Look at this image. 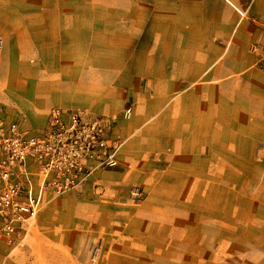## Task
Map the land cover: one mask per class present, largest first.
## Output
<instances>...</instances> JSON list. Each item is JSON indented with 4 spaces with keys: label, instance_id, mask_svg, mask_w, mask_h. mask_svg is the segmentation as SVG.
<instances>
[{
    "label": "rangeland",
    "instance_id": "obj_1",
    "mask_svg": "<svg viewBox=\"0 0 264 264\" xmlns=\"http://www.w3.org/2000/svg\"><path fill=\"white\" fill-rule=\"evenodd\" d=\"M183 2L187 6V0H12L30 20L57 24L62 46L76 45L77 60L87 66L78 83L93 93L85 107L54 104L29 120L16 112L21 127L38 128L56 106L86 108L112 127L134 106L150 107L146 120L123 137L119 166L85 187L46 195L25 238L6 240L3 255L13 263L264 264V157L236 159L230 169L236 173H227L223 163L230 160L222 159L224 172L205 175L198 185L197 176L166 165L164 96L153 94L163 83L166 43L181 54ZM195 2L188 0L189 8ZM0 43L1 69V35ZM116 105L113 113L104 110Z\"/></svg>",
    "mask_w": 264,
    "mask_h": 264
},
{
    "label": "crops",
    "instance_id": "obj_2",
    "mask_svg": "<svg viewBox=\"0 0 264 264\" xmlns=\"http://www.w3.org/2000/svg\"><path fill=\"white\" fill-rule=\"evenodd\" d=\"M28 14L15 11L12 0H0V102L7 115L17 120L15 113L25 112L29 120L54 104L85 107L93 96L86 83H78L86 77L87 66L80 65L86 61L77 60L76 45H61L57 24L34 22ZM181 15V54L173 55L172 41L166 43L163 83L155 84L153 95L164 96L167 168L197 176L198 185L203 176L224 172L222 159L230 160L223 163L227 173H236L230 170L236 159L264 157V70L258 65L264 0H196L192 8L187 0ZM116 106L104 110L113 113ZM136 106L112 127L114 137L124 141L146 120L150 107ZM124 157L123 143L120 163ZM108 169L94 172L80 188ZM6 245L0 236V264H18L3 255Z\"/></svg>",
    "mask_w": 264,
    "mask_h": 264
},
{
    "label": "built area",
    "instance_id": "obj_3",
    "mask_svg": "<svg viewBox=\"0 0 264 264\" xmlns=\"http://www.w3.org/2000/svg\"><path fill=\"white\" fill-rule=\"evenodd\" d=\"M258 65L264 70V52ZM112 125L86 108L56 106L29 130L0 102V236L22 241L46 195L76 190L97 170L117 167L124 141Z\"/></svg>",
    "mask_w": 264,
    "mask_h": 264
}]
</instances>
